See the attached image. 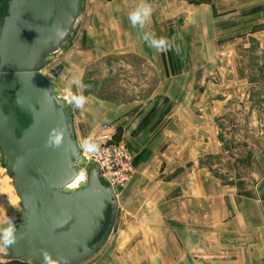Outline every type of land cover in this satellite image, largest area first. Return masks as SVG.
<instances>
[{
    "label": "crops",
    "instance_id": "0c3cea01",
    "mask_svg": "<svg viewBox=\"0 0 264 264\" xmlns=\"http://www.w3.org/2000/svg\"><path fill=\"white\" fill-rule=\"evenodd\" d=\"M141 4L153 10L142 28L128 18ZM90 6L72 44L78 43L75 54L90 62L139 57L158 82L147 101L118 104L70 81L77 141H92L110 125L131 150L134 169L115 190L117 214L105 247L83 264H264V176L244 187L222 184L206 164L222 153L218 118L242 81L238 46L250 42L264 51V0H94ZM145 34L167 38L168 50L151 47ZM73 95L86 97L83 107L73 105Z\"/></svg>",
    "mask_w": 264,
    "mask_h": 264
},
{
    "label": "water",
    "instance_id": "95a60500",
    "mask_svg": "<svg viewBox=\"0 0 264 264\" xmlns=\"http://www.w3.org/2000/svg\"><path fill=\"white\" fill-rule=\"evenodd\" d=\"M4 3L0 0V155L20 212L16 242L0 259L83 264L111 235L117 195L101 181L97 163L83 155L72 104L42 70L76 40L84 0ZM56 128L64 140L52 147L48 137ZM80 172L85 179L71 189Z\"/></svg>",
    "mask_w": 264,
    "mask_h": 264
},
{
    "label": "rangeland",
    "instance_id": "374dc122",
    "mask_svg": "<svg viewBox=\"0 0 264 264\" xmlns=\"http://www.w3.org/2000/svg\"><path fill=\"white\" fill-rule=\"evenodd\" d=\"M91 3L94 0H84L81 18L85 17ZM248 44L247 47L240 44L236 51V74L242 80L237 84L239 92L228 100L218 118L222 153L208 158L206 162L222 184L237 187L259 183L264 176V52L257 45ZM73 45L60 52L42 70L43 75L57 85L70 102L68 88L73 85L70 81L75 79H79L98 98L113 103H141L152 96L158 82L157 75L139 57L115 54L90 62L87 57L75 54L78 43ZM63 63L65 66H62ZM71 64L74 65L73 71L76 70L72 74L66 70ZM20 117L21 124H27L28 120ZM93 140L94 137L92 143ZM78 144L87 158L90 148H86L83 140ZM19 212V199L7 170L2 166L0 155V229L7 225L9 219L16 222ZM1 252L5 253L3 247H0ZM0 261L2 264H26Z\"/></svg>",
    "mask_w": 264,
    "mask_h": 264
},
{
    "label": "built area",
    "instance_id": "2783aa9c",
    "mask_svg": "<svg viewBox=\"0 0 264 264\" xmlns=\"http://www.w3.org/2000/svg\"><path fill=\"white\" fill-rule=\"evenodd\" d=\"M116 131L110 125H102L93 144L98 150L92 151L88 159L99 166L101 181L113 189L124 187L133 174L132 152L122 141L116 140Z\"/></svg>",
    "mask_w": 264,
    "mask_h": 264
},
{
    "label": "clouds",
    "instance_id": "9594fccd",
    "mask_svg": "<svg viewBox=\"0 0 264 264\" xmlns=\"http://www.w3.org/2000/svg\"><path fill=\"white\" fill-rule=\"evenodd\" d=\"M152 7L149 4H141L135 10L129 13V20L133 26L143 27L145 23L151 18ZM143 39L149 43V45L158 51L168 50L170 44L167 38L160 37L155 38L150 34H145ZM74 83H79L75 80ZM72 103L75 107L81 108L86 103V97L83 95H73ZM64 140V132L62 129H52L48 137V145L52 147H59L62 145ZM86 148H90L92 151L98 150V146L93 144L91 141L85 142ZM17 229L15 222L9 219L7 225L0 229V247L8 249L11 245L16 242Z\"/></svg>",
    "mask_w": 264,
    "mask_h": 264
},
{
    "label": "bare ground",
    "instance_id": "6f19581e",
    "mask_svg": "<svg viewBox=\"0 0 264 264\" xmlns=\"http://www.w3.org/2000/svg\"><path fill=\"white\" fill-rule=\"evenodd\" d=\"M66 98L68 99V97H66ZM84 179H85L84 173L83 172H80L79 175H78V177H77V179L72 184H70V188L71 189H75L77 187L78 183L80 181H83Z\"/></svg>",
    "mask_w": 264,
    "mask_h": 264
},
{
    "label": "trees",
    "instance_id": "16d2710c",
    "mask_svg": "<svg viewBox=\"0 0 264 264\" xmlns=\"http://www.w3.org/2000/svg\"><path fill=\"white\" fill-rule=\"evenodd\" d=\"M190 2H192V3H200V2H202V0H199V1H193V0H190ZM254 45H256V44H254ZM264 52V51H263Z\"/></svg>",
    "mask_w": 264,
    "mask_h": 264
},
{
    "label": "flooded vegetation",
    "instance_id": "af4514ba",
    "mask_svg": "<svg viewBox=\"0 0 264 264\" xmlns=\"http://www.w3.org/2000/svg\"><path fill=\"white\" fill-rule=\"evenodd\" d=\"M4 2H5L4 4H6L7 0H4ZM20 119H21V117H20Z\"/></svg>",
    "mask_w": 264,
    "mask_h": 264
}]
</instances>
